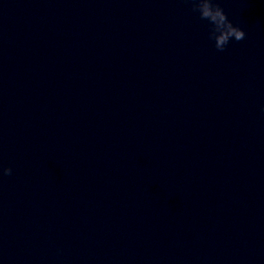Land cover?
I'll return each instance as SVG.
<instances>
[{"label":"water","instance_id":"obj_1","mask_svg":"<svg viewBox=\"0 0 264 264\" xmlns=\"http://www.w3.org/2000/svg\"><path fill=\"white\" fill-rule=\"evenodd\" d=\"M217 51L192 0H0V264H264V0Z\"/></svg>","mask_w":264,"mask_h":264},{"label":"clouds","instance_id":"obj_2","mask_svg":"<svg viewBox=\"0 0 264 264\" xmlns=\"http://www.w3.org/2000/svg\"><path fill=\"white\" fill-rule=\"evenodd\" d=\"M192 10L207 26V39L212 46L223 52L231 44L244 40L245 29L229 18L224 7L217 0H192ZM11 167H0V176L12 173Z\"/></svg>","mask_w":264,"mask_h":264}]
</instances>
